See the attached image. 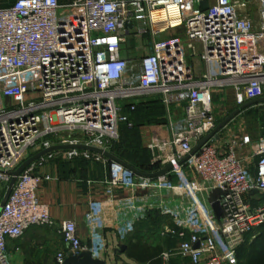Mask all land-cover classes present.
I'll return each instance as SVG.
<instances>
[{"label": "built area", "instance_id": "2783aa9c", "mask_svg": "<svg viewBox=\"0 0 264 264\" xmlns=\"http://www.w3.org/2000/svg\"><path fill=\"white\" fill-rule=\"evenodd\" d=\"M130 37L145 40L148 52L123 55ZM224 88L237 106L264 96V0H16L9 7L0 0V201L11 172L32 149H107L121 124L133 127L137 104L153 99L164 115L149 124L145 147L159 169L173 164L167 174L137 176L87 150H67L64 157L107 164L109 198L117 188L128 191L119 200L121 239L156 211L171 221L159 234L180 240V257L237 264L238 248L264 224V134L250 139L240 132L223 143L218 133L191 155L218 123L213 96ZM253 107L264 114V102ZM33 166L18 175L0 211V264H12L7 241L32 226L56 227L70 251L104 259L103 201L89 204L83 244L75 222L57 223L38 199L39 185L50 177ZM56 258L61 263L65 254Z\"/></svg>", "mask_w": 264, "mask_h": 264}, {"label": "crops", "instance_id": "0c3cea01", "mask_svg": "<svg viewBox=\"0 0 264 264\" xmlns=\"http://www.w3.org/2000/svg\"><path fill=\"white\" fill-rule=\"evenodd\" d=\"M15 1L1 0V6L9 7ZM70 1L59 0L62 4ZM228 90L231 91L233 96L232 90ZM157 114H159L157 118H160V120L141 123L137 127L139 143L142 147L145 146L149 138V124L163 119L164 108L162 105L161 113ZM176 115H183L182 110ZM240 119L236 116L219 132L221 142L225 143L234 134L244 131ZM235 120L237 121L235 122ZM120 127L121 125L119 130ZM41 150L39 147L32 149V155ZM106 150L110 151V145ZM64 151L67 150L52 151L50 152L52 153L51 157L44 155L40 163L38 161L41 158L33 163L34 173L50 177V179L41 182L37 190V196L40 202L49 206L50 215L57 223L74 221L82 243L87 244L88 230L85 217L89 212V204L92 201H103V210L100 216L104 222L103 235L107 244L104 259L107 264H145L128 253L129 244L136 242L150 246H161L162 253H169L168 260H164L161 253L162 264H191L189 259L177 255L180 243L178 238L160 236L161 227L164 225L172 226V224L166 216L156 211H152L147 219L138 221L134 229L125 238L121 239L116 231L117 223L124 212L119 200L127 197L128 191L117 188L114 195L109 198L105 195L104 186V181L108 179L107 164L86 160L82 157L68 160L64 157ZM158 169H153L150 172H155ZM55 228L32 226L19 239L8 240L7 248L14 253V264H54L53 260L58 253L66 256L70 251L69 247Z\"/></svg>", "mask_w": 264, "mask_h": 264}, {"label": "trees", "instance_id": "16d2710c", "mask_svg": "<svg viewBox=\"0 0 264 264\" xmlns=\"http://www.w3.org/2000/svg\"><path fill=\"white\" fill-rule=\"evenodd\" d=\"M130 113L134 123L133 127L128 128L125 124H121L119 140L111 142L110 151L136 169L142 172H150L158 168V165L152 164L150 151L145 146L140 145L137 127L141 123L160 120L157 118L159 117L157 113H161V105L153 99L143 100ZM122 146H125L123 149L127 150H122ZM128 253L145 264H162L160 258L162 247L158 245L130 243ZM237 258L240 260L239 264H264V224L256 229L253 239L249 240L248 238L238 248Z\"/></svg>", "mask_w": 264, "mask_h": 264}, {"label": "water", "instance_id": "95a60500", "mask_svg": "<svg viewBox=\"0 0 264 264\" xmlns=\"http://www.w3.org/2000/svg\"><path fill=\"white\" fill-rule=\"evenodd\" d=\"M208 4L207 2H201L200 7L202 9L207 8ZM126 27H131L130 23L125 24ZM264 102V96L255 98L252 100H249L247 102H244L243 104H240L236 106L231 112H229L223 119H221L216 126L205 136H203L201 139L197 141V143L194 145L191 155L195 154L202 145H204L206 142H208L210 139L217 137L218 133L230 122L232 121L236 116H238L240 113H242L244 110L253 107L254 105L260 104ZM71 149H79V150H87L90 152L98 153L103 155L104 157L116 161L120 164H122L124 167L132 171L135 175L146 177V178H155L159 176H163L170 172L173 169L172 163H166L164 167L158 169L155 172H142L132 165L128 164L124 160L118 158L116 155L111 153L110 151L90 145V144H65V145H54L49 148L42 149L41 151L31 155L29 158L24 160L15 170L11 172V178L9 182L7 183L1 201H0V211L5 205L8 197L10 196V193L12 191V188L15 184V181L18 177V175L23 172L28 166L33 164L35 161L40 159L42 156L47 155L48 153L55 151V150H71ZM188 157L177 161V165L183 164ZM211 207L216 215V217L219 219L221 215V208L218 200H215L211 203ZM54 264H107L105 259H99L94 258L88 250H82V251H69L63 261L60 263L57 258H54Z\"/></svg>", "mask_w": 264, "mask_h": 264}, {"label": "rangeland", "instance_id": "374dc122", "mask_svg": "<svg viewBox=\"0 0 264 264\" xmlns=\"http://www.w3.org/2000/svg\"><path fill=\"white\" fill-rule=\"evenodd\" d=\"M170 33L177 35L180 33V31L172 30L170 31ZM145 43L146 42L143 39H134L133 37H130L124 44L123 55H144L148 52V49L145 47ZM228 89L229 88L221 89L217 91L213 96V111L217 120L223 119L229 112H231L236 107L232 93ZM157 116H159V114H157ZM238 118H241L240 120L242 121V126L244 127L243 132L248 135L250 139H256L260 135L264 134V114L260 111L259 108L252 107L250 109H247L241 114H239ZM237 120H235V122ZM124 147L125 146H122V150H127L123 149ZM8 251L11 256L12 264H14V253L9 248ZM238 262H240V260H238Z\"/></svg>", "mask_w": 264, "mask_h": 264}]
</instances>
